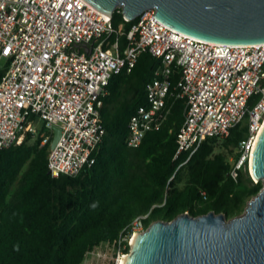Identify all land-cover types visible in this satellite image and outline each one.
Returning <instances> with one entry per match:
<instances>
[{
	"label": "built area",
	"instance_id": "obj_1",
	"mask_svg": "<svg viewBox=\"0 0 264 264\" xmlns=\"http://www.w3.org/2000/svg\"><path fill=\"white\" fill-rule=\"evenodd\" d=\"M136 19L121 43L112 39L109 16L84 0H0V68L6 64L0 78V150L21 144L27 132L35 134L30 119L35 117L44 127L40 145H49L50 175L80 174L94 163L105 133L100 110L109 80L130 72L146 51L162 65L146 85V107L129 120L126 144L137 147L157 129L175 97L185 100V109L174 158L191 155L206 137L225 138L246 117L247 137L239 142L230 175L236 178L248 168L264 125V43L196 39L160 22L154 9ZM254 95L258 100L248 107ZM53 126L61 135L51 149ZM143 218L132 221V234L142 231ZM131 238L121 233L87 252L80 264L100 259L120 264Z\"/></svg>",
	"mask_w": 264,
	"mask_h": 264
},
{
	"label": "trees",
	"instance_id": "obj_2",
	"mask_svg": "<svg viewBox=\"0 0 264 264\" xmlns=\"http://www.w3.org/2000/svg\"><path fill=\"white\" fill-rule=\"evenodd\" d=\"M136 21L124 20L116 9L112 39L123 43ZM161 65L145 51L130 72L111 77L100 110L104 136L94 163L77 176L50 175L49 145H40L44 127L35 117V134L27 132L21 144L0 150V264H80L87 252L121 233L130 238L136 217H144L147 229L185 212L197 217L213 211L227 220L243 213L263 186L247 166L236 178L230 175L239 142L247 137L246 117L225 138L206 137L191 155L174 158L185 100L171 97L163 123L139 146L126 144L129 120L146 107V85ZM177 77L171 76L172 86ZM257 100L252 96L248 107Z\"/></svg>",
	"mask_w": 264,
	"mask_h": 264
},
{
	"label": "water",
	"instance_id": "obj_3",
	"mask_svg": "<svg viewBox=\"0 0 264 264\" xmlns=\"http://www.w3.org/2000/svg\"><path fill=\"white\" fill-rule=\"evenodd\" d=\"M109 16L120 9L132 21L154 9L165 25L196 39L228 45L264 43V0H84ZM50 148L61 130L53 126ZM263 186L240 216L210 211L157 220L133 234L124 264H264V125L248 166Z\"/></svg>",
	"mask_w": 264,
	"mask_h": 264
},
{
	"label": "rangeland",
	"instance_id": "obj_4",
	"mask_svg": "<svg viewBox=\"0 0 264 264\" xmlns=\"http://www.w3.org/2000/svg\"><path fill=\"white\" fill-rule=\"evenodd\" d=\"M3 63H4V62L2 61V62H1V65H3ZM144 230H145V229L143 228L142 231H144ZM142 231H141V232H142ZM132 236H133V234H132ZM130 238H131V237H130ZM107 260H108V259H105V260L103 261V260L100 259L99 262H97V263L94 262L93 264H107V262H108Z\"/></svg>",
	"mask_w": 264,
	"mask_h": 264
},
{
	"label": "bare ground",
	"instance_id": "obj_5",
	"mask_svg": "<svg viewBox=\"0 0 264 264\" xmlns=\"http://www.w3.org/2000/svg\"><path fill=\"white\" fill-rule=\"evenodd\" d=\"M124 261H125V257H123V258L121 259L120 264H124Z\"/></svg>",
	"mask_w": 264,
	"mask_h": 264
}]
</instances>
